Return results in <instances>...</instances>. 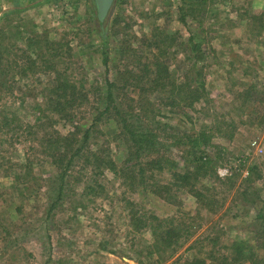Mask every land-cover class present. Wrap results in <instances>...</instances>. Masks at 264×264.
Here are the masks:
<instances>
[{
    "label": "rangeland",
    "instance_id": "1",
    "mask_svg": "<svg viewBox=\"0 0 264 264\" xmlns=\"http://www.w3.org/2000/svg\"><path fill=\"white\" fill-rule=\"evenodd\" d=\"M96 29L93 0H0V264H264V0H115ZM107 82L144 144L103 119L65 172Z\"/></svg>",
    "mask_w": 264,
    "mask_h": 264
},
{
    "label": "trees",
    "instance_id": "2",
    "mask_svg": "<svg viewBox=\"0 0 264 264\" xmlns=\"http://www.w3.org/2000/svg\"><path fill=\"white\" fill-rule=\"evenodd\" d=\"M183 2L187 1V0H182ZM193 8H188L187 10H184L183 8H179L180 12H181V21L184 22L185 18L189 15V13H192ZM96 32L99 36V38L101 40H106L107 39V29H106V20L103 23H100L97 20V29ZM35 39V38H33ZM33 41V40H30ZM35 45H38V42H34ZM199 46L198 45H193L192 46V51L193 53L196 55L199 52ZM105 56V55H104ZM104 67L106 68L107 71V56L106 58H104ZM33 64V63H32ZM5 71H7L6 68H4ZM24 74V72H22ZM2 72H0V77H1ZM108 83V94L106 95V99L108 100V105H106L104 107V109L100 112H98V114L93 118V120L95 122H92L90 125V128H88V130L85 132L84 136H83V143L79 144L78 140L76 138H74L73 136H65L62 138H59V142L62 144V152L59 155V160L61 163L63 164V169L65 172H67V170L70 168V166L72 165L74 159L78 156H80L82 149L84 148V143L87 142V140L89 139L90 135H89V129H95V127H97V125L103 120H109V121H113L116 124L120 125V129L121 132L119 133V135L122 137L121 138H128L126 141L127 143H135V145L137 144L138 147L143 146L144 142L142 140H137L136 137H138L134 132H132L131 130H127V126L125 125L126 123V119L123 118V113L117 109V106L113 103V98L111 96V84L109 82ZM193 83L195 84L196 81L194 80ZM56 84L57 87L56 89L50 94V95H54L56 96V100H55V107H58L56 109L57 113L61 116V117H69L68 113H71L70 110H72L75 106H76V93L74 91V88L70 85H68L67 83L64 82H60V80L56 79ZM4 88V81L0 79V91ZM202 91H204V87L202 84H199L197 87H192L191 90L189 88V93H190V99H193L192 102L195 103L196 101H199V97L201 96V94L203 93ZM53 99L49 98L48 103L52 102ZM59 101H63V104L66 105V107L60 106L61 104L58 103ZM70 109V110H68ZM72 120V118H70L69 120H67L68 122H70ZM4 125L7 126V122L3 121ZM138 135H143L140 132ZM135 138V139H134ZM67 157V158H66ZM201 158H199L198 160H196V162L200 161ZM64 161V162H63ZM197 166V165H196ZM201 166V165H200ZM199 167V165L197 166V168ZM64 172V173H65ZM65 177V174H64ZM174 234V231H170V232H166L165 236L166 237H171ZM151 255V254H150Z\"/></svg>",
    "mask_w": 264,
    "mask_h": 264
},
{
    "label": "water",
    "instance_id": "3",
    "mask_svg": "<svg viewBox=\"0 0 264 264\" xmlns=\"http://www.w3.org/2000/svg\"><path fill=\"white\" fill-rule=\"evenodd\" d=\"M114 1L115 0H93L96 9L97 20L100 23H103L107 19Z\"/></svg>",
    "mask_w": 264,
    "mask_h": 264
}]
</instances>
